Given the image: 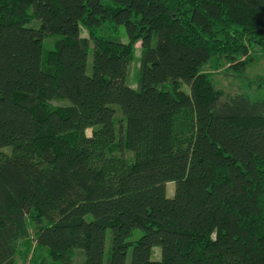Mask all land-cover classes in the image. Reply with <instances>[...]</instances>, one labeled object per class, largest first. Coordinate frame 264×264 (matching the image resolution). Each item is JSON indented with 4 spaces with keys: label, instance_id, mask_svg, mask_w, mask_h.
I'll return each mask as SVG.
<instances>
[{
    "label": "trees",
    "instance_id": "obj_1",
    "mask_svg": "<svg viewBox=\"0 0 264 264\" xmlns=\"http://www.w3.org/2000/svg\"><path fill=\"white\" fill-rule=\"evenodd\" d=\"M254 45L264 0H0V264H264V98L202 72Z\"/></svg>",
    "mask_w": 264,
    "mask_h": 264
},
{
    "label": "rangeland",
    "instance_id": "obj_2",
    "mask_svg": "<svg viewBox=\"0 0 264 264\" xmlns=\"http://www.w3.org/2000/svg\"><path fill=\"white\" fill-rule=\"evenodd\" d=\"M83 36L86 37V33L83 32ZM120 37L126 42L127 38L124 29H120ZM55 36H46L43 40V49L48 50L51 48V44L54 41ZM140 44L134 45L133 54L127 71V83L128 85L136 89L138 84V70L140 64ZM91 72V55L87 61V73ZM211 81L214 88L222 91L225 95H235L238 93L246 94L252 98H264V51L257 45H254L247 56L235 58L233 61H227L224 58H215L209 62L202 69ZM181 88L184 91H188L185 85ZM63 104V103H58ZM89 134V131H87ZM174 192V183L166 184L167 197H172ZM140 232L137 231L131 238L132 240L139 237ZM109 232H107L106 249L109 245ZM39 253V252H38ZM37 253H33L32 249L29 253H23L15 259L14 264H39L37 262ZM151 258L153 260H159L160 249L154 247L152 250ZM80 261V262H79ZM84 262V256L77 251H73V263L82 264ZM130 263V250L127 255L126 264Z\"/></svg>",
    "mask_w": 264,
    "mask_h": 264
}]
</instances>
